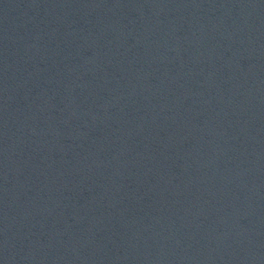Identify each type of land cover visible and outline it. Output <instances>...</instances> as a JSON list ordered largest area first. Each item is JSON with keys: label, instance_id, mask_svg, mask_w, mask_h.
I'll return each mask as SVG.
<instances>
[{"label": "water", "instance_id": "water-1", "mask_svg": "<svg viewBox=\"0 0 264 264\" xmlns=\"http://www.w3.org/2000/svg\"><path fill=\"white\" fill-rule=\"evenodd\" d=\"M0 264H264V0H0Z\"/></svg>", "mask_w": 264, "mask_h": 264}]
</instances>
